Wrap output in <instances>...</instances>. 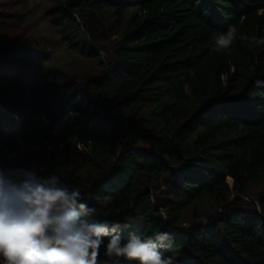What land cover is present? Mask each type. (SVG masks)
I'll use <instances>...</instances> for the list:
<instances>
[{"label":"trees","instance_id":"16d2710c","mask_svg":"<svg viewBox=\"0 0 264 264\" xmlns=\"http://www.w3.org/2000/svg\"><path fill=\"white\" fill-rule=\"evenodd\" d=\"M46 1L99 66L80 80L34 38L0 50V166L60 176L125 242L167 233L175 264H264V0Z\"/></svg>","mask_w":264,"mask_h":264},{"label":"clouds","instance_id":"9594fccd","mask_svg":"<svg viewBox=\"0 0 264 264\" xmlns=\"http://www.w3.org/2000/svg\"><path fill=\"white\" fill-rule=\"evenodd\" d=\"M236 35L237 29L230 26L215 39L214 50L230 49ZM251 42L264 45V38L252 36ZM96 212L83 201L79 188L58 175L42 177L35 169L0 166V264H108L120 258L175 264L161 251L171 247L167 233L144 239L130 234L125 242L122 231L127 225L90 221Z\"/></svg>","mask_w":264,"mask_h":264},{"label":"rangeland","instance_id":"374dc122","mask_svg":"<svg viewBox=\"0 0 264 264\" xmlns=\"http://www.w3.org/2000/svg\"><path fill=\"white\" fill-rule=\"evenodd\" d=\"M47 2L46 0H0V11L8 14L0 22V50L34 38L52 50L54 62L66 64L78 79H87L99 66L98 61L66 49L58 31L49 21ZM112 41L109 46L112 45ZM103 56L107 57V54L103 53Z\"/></svg>","mask_w":264,"mask_h":264},{"label":"bare ground","instance_id":"6f19581e","mask_svg":"<svg viewBox=\"0 0 264 264\" xmlns=\"http://www.w3.org/2000/svg\"><path fill=\"white\" fill-rule=\"evenodd\" d=\"M230 180H231V178H230Z\"/></svg>","mask_w":264,"mask_h":264}]
</instances>
